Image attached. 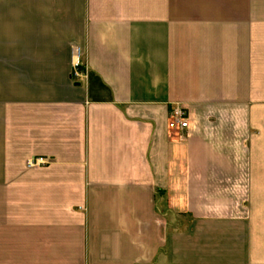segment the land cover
Segmentation results:
<instances>
[{
	"label": "crops",
	"instance_id": "crops-1",
	"mask_svg": "<svg viewBox=\"0 0 264 264\" xmlns=\"http://www.w3.org/2000/svg\"><path fill=\"white\" fill-rule=\"evenodd\" d=\"M5 6L0 264H264V0Z\"/></svg>",
	"mask_w": 264,
	"mask_h": 264
},
{
	"label": "built area",
	"instance_id": "built-area-1",
	"mask_svg": "<svg viewBox=\"0 0 264 264\" xmlns=\"http://www.w3.org/2000/svg\"><path fill=\"white\" fill-rule=\"evenodd\" d=\"M72 72L71 77L85 76V72L81 69L82 64L80 62V52L79 49H74L72 58ZM189 115L187 110L179 104H175L170 111V116L168 120V127L173 130L187 129L189 127ZM46 160L43 157L29 158L27 160V165H36L45 163Z\"/></svg>",
	"mask_w": 264,
	"mask_h": 264
},
{
	"label": "rangeland",
	"instance_id": "rangeland-1",
	"mask_svg": "<svg viewBox=\"0 0 264 264\" xmlns=\"http://www.w3.org/2000/svg\"><path fill=\"white\" fill-rule=\"evenodd\" d=\"M9 1H10V3H11V1H12V3H14V1H16V0H0V14L1 15L4 13V8H9V7L5 6V4H8Z\"/></svg>",
	"mask_w": 264,
	"mask_h": 264
}]
</instances>
